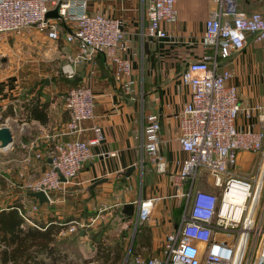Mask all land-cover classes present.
<instances>
[{
	"label": "built area",
	"instance_id": "2783aa9c",
	"mask_svg": "<svg viewBox=\"0 0 264 264\" xmlns=\"http://www.w3.org/2000/svg\"><path fill=\"white\" fill-rule=\"evenodd\" d=\"M210 1L214 8L200 38L201 57L188 63L179 78L190 91L179 113L177 135L187 158L177 173H170L174 195L183 201L181 215L175 226L166 228L151 254L131 253L130 264H264V106L256 103L242 109L234 74L225 67L233 53L251 42L264 49V13L239 11L236 0ZM54 8L58 17L48 18L47 12ZM177 18L176 0H150L144 13V36L167 39L166 25L176 23ZM30 30L45 34L50 41L63 36L73 47L74 54L64 55L61 71L65 77L73 78L83 63L95 68L96 57L102 54L113 65L114 80L124 91H131L133 52L119 19L90 11L87 0H0V38ZM91 76L64 93L68 118L54 134H45L44 144L39 139L20 143L25 163L49 159V166L37 178L17 184L30 193L41 191L47 198L40 203L35 197L17 207L23 220L36 228L41 227L31 215L43 212L45 204H55L69 185L77 183L74 180L92 156L91 146L103 138L99 125L92 127V138L82 137V121L93 116ZM240 113L247 120L245 125L238 124ZM253 113L255 128L248 122ZM9 124L8 118L0 120V127ZM160 130L158 115L148 114L142 153L157 173H165ZM240 151L262 154L257 178L239 175L236 157ZM200 181L214 190L197 188ZM54 192L58 193L55 197ZM159 199L154 195L140 202L135 225L152 218ZM101 211L88 221L63 222L62 232L75 233L93 225L101 219Z\"/></svg>",
	"mask_w": 264,
	"mask_h": 264
},
{
	"label": "crops",
	"instance_id": "0c3cea01",
	"mask_svg": "<svg viewBox=\"0 0 264 264\" xmlns=\"http://www.w3.org/2000/svg\"><path fill=\"white\" fill-rule=\"evenodd\" d=\"M149 1L87 0L90 11H103L119 19L123 25L124 35L129 39L133 52L135 83L129 92L114 80L113 65L102 54L97 55L95 68L83 63L76 67L73 78L65 77L61 71L64 55L75 51L63 36L50 41L45 34L30 30L0 38V120L9 119L13 136L12 145L2 149L7 154V166L0 172V188L4 186L10 195L9 205L14 202L21 205L31 203L35 197L17 184L37 178L49 166L48 158L25 163L20 143L39 139L44 144L45 134H54L68 118L63 106L64 93L92 75L93 116L82 121L85 128L82 137L92 138V127L99 125L103 138L91 146L92 156L74 180L77 183L69 185L55 204H45L43 212L31 215V219L41 227L37 229L44 230L51 223L60 227L55 235L60 255L39 254L37 258L44 264L97 263L101 259L95 256L96 247L91 234L100 228L104 237H108L109 244L121 240L125 249V235L129 228L124 224L128 226L129 222L135 221L140 202L154 195L160 199L149 220L151 223L147 222L151 224L148 225L150 245L136 242L133 254L144 249L154 251L166 228L179 221L183 201L174 195L170 173H177L187 158L177 135L179 113L190 96L189 88L181 84L179 78L188 63L201 57L200 38L214 5L210 0H176L178 18L176 23L166 25L169 37L151 40L144 36V13ZM236 2L239 11L264 13V0ZM225 67L234 74L232 81L238 88L241 108L256 103L264 106V49L260 44L251 42L233 53L225 61ZM150 113L157 114L160 120L161 155L167 162L165 173H157L143 158V127ZM246 121L240 113L238 124L245 125ZM248 122L256 127V113ZM130 167L134 169L126 175ZM100 179L106 180L94 185ZM197 188L214 190L203 181L198 182ZM57 195L52 193L54 197ZM2 204L0 201V209L6 208ZM125 204L133 206L131 215L121 212ZM100 210L101 219L84 228L82 235H79L80 229L76 240H73L72 233L62 232L65 229L63 222L72 219L88 221ZM120 222L123 227H119ZM20 226L36 228L25 221ZM136 226L131 242L141 233L139 225ZM120 228L122 236L119 239L116 232ZM113 246L110 245L111 248Z\"/></svg>",
	"mask_w": 264,
	"mask_h": 264
},
{
	"label": "trees",
	"instance_id": "16d2710c",
	"mask_svg": "<svg viewBox=\"0 0 264 264\" xmlns=\"http://www.w3.org/2000/svg\"><path fill=\"white\" fill-rule=\"evenodd\" d=\"M20 206V202H14L6 208L0 209V242L4 246L0 249V260L3 263L10 262L11 264H44L42 259L37 258L39 254L52 257L60 255V246L55 237L60 227L53 223L44 230L21 227L24 220L17 211V207ZM72 234L73 240H76L78 232ZM150 237L151 233L148 227L145 232L142 231L139 234L138 238L135 236L131 252L136 251V242L145 246L150 245ZM103 239L104 233L101 228L91 234L92 243L96 247V258L102 259L103 262L110 260L117 263L120 261L125 250L123 243L118 242L113 248L110 246L108 248Z\"/></svg>",
	"mask_w": 264,
	"mask_h": 264
},
{
	"label": "rangeland",
	"instance_id": "374dc122",
	"mask_svg": "<svg viewBox=\"0 0 264 264\" xmlns=\"http://www.w3.org/2000/svg\"><path fill=\"white\" fill-rule=\"evenodd\" d=\"M124 18H126L127 16L124 15L123 16ZM146 25V20L144 19V26ZM144 37L142 36V39L143 40ZM7 154L6 152H4V150L0 149V172L5 170L6 169V166H7ZM149 161L148 159H145V161ZM150 163V161L148 162ZM236 163L237 165L239 166V175L241 177H251V178H257V175L259 173V170H260V167L262 165V154H253V153H250V152H244V151H240L238 152L237 154V157H236ZM14 193V192H13ZM10 196V195H9ZM8 196V192L6 191V189L3 187L0 188V201L3 202V204L1 205L2 207H7L9 205V202L8 200H10L11 198ZM182 204L180 205V209L182 208ZM179 209V210H180ZM149 222V221H148ZM151 223V222H149ZM119 227H123V224L122 222H120L119 224ZM138 228L142 231L145 232V229L148 228V225H151V224H148L146 221L144 222H141V223H137ZM124 226L127 228H129V232L125 235L126 237V243H124V246H125V250H124V253L122 255V258L120 259V261H118L117 263H113L112 261L108 260L107 262H103L102 259L97 261V263L95 264H124V260H125V257H129L130 254L132 253L131 252V248H132V245H133V242L132 241V237L134 236V233L136 232V225H135V221L133 222H129L128 223V226L127 224H124ZM124 229V228H123ZM122 228L118 229V231L116 232L117 233V237L120 239L121 236H122ZM161 232H164V230H162ZM104 242L106 243V247L109 248V246H113L116 244V242H121V240H117L116 242H111V244H109L107 242L108 240V237L105 238L104 237ZM137 252H142V255L143 256H147L149 254H151V251L147 250V249H144L142 251H137ZM82 263H84L85 259L82 258ZM81 264V263H80ZM127 264H130V263H127Z\"/></svg>",
	"mask_w": 264,
	"mask_h": 264
},
{
	"label": "water",
	"instance_id": "95a60500",
	"mask_svg": "<svg viewBox=\"0 0 264 264\" xmlns=\"http://www.w3.org/2000/svg\"><path fill=\"white\" fill-rule=\"evenodd\" d=\"M46 16L48 18H57L58 15H57V9L54 8L52 10H49L46 14ZM45 81L47 82V79H45ZM13 143V136H12V132H11V129L9 126H1L0 127V149H3V148H7L9 146H11ZM134 169V167H130L127 169V172L125 173L126 175H130L131 171ZM62 181H64V178L61 177L60 178ZM106 179H100L98 181H96L94 183L95 184H98L102 181H105ZM31 196L33 197H36L40 203H43V202H47V198L45 196V194L41 191H35V192H31L30 193ZM122 212L124 214H127V215H131L133 213V206L131 204H125L124 205V208L122 210ZM84 232V230L82 229L79 233V235H82ZM128 263V257H126L125 261H124V264H127Z\"/></svg>",
	"mask_w": 264,
	"mask_h": 264
}]
</instances>
